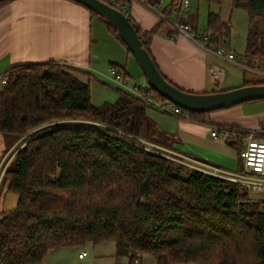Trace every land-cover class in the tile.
Listing matches in <instances>:
<instances>
[{
  "label": "trees",
  "instance_id": "obj_1",
  "mask_svg": "<svg viewBox=\"0 0 264 264\" xmlns=\"http://www.w3.org/2000/svg\"><path fill=\"white\" fill-rule=\"evenodd\" d=\"M12 1L0 2V9ZM207 1L217 7L229 2L248 13L252 25L243 58L249 68H262L264 0ZM75 3L100 18L127 49L104 17ZM117 5L112 7L128 17L154 60L150 47L157 28L143 32ZM229 23L210 14V44L216 47L228 35ZM78 75L84 74L55 62L20 64L6 73L0 133L8 150L21 146L3 176L18 203L0 217V264H40L52 251L107 241L115 243L116 257L132 264L144 257L155 264H264V200L206 171L184 172L147 149L143 142L156 141L144 101L118 88L115 103L95 106L90 84ZM252 85H264V79L243 86ZM180 110L165 114L196 122L210 114ZM224 127L237 131L227 143L240 155L249 132Z\"/></svg>",
  "mask_w": 264,
  "mask_h": 264
},
{
  "label": "crops",
  "instance_id": "obj_2",
  "mask_svg": "<svg viewBox=\"0 0 264 264\" xmlns=\"http://www.w3.org/2000/svg\"><path fill=\"white\" fill-rule=\"evenodd\" d=\"M149 2L167 6L172 5L173 0ZM193 2L186 17H179L174 12H169V15L201 36L207 29L200 26L199 9L195 10ZM126 7L143 32L157 28L150 50L160 72L170 82L193 93L223 91L221 85L227 73L221 62L227 61L179 36L141 0H130ZM223 41L222 38L219 40L217 50H222ZM49 62L80 70L84 75L78 77L83 83H89L90 86L95 83L102 89L101 93L112 94H107L111 96L106 99L109 104L117 100V89H124L113 81L111 66H117L126 75L130 85L146 84L141 68L124 45L110 33L100 18L77 3L69 0H15L3 6L0 9V79L16 65ZM219 71L222 72L221 81L217 76ZM134 75L139 83L134 81ZM257 103L255 105L262 102ZM246 107L243 104L212 112L205 117L204 122L187 117L178 119L158 110H147L149 120L156 125L151 133L156 141L153 145L167 148L205 168H222L221 165L237 167L240 162L239 151L227 141L214 138L212 132L223 126H237L262 134L264 109L246 111ZM10 153L0 133V168L6 165ZM64 249L55 251L60 253ZM146 258L147 264L155 261ZM135 263L142 264V258Z\"/></svg>",
  "mask_w": 264,
  "mask_h": 264
},
{
  "label": "rangeland",
  "instance_id": "obj_3",
  "mask_svg": "<svg viewBox=\"0 0 264 264\" xmlns=\"http://www.w3.org/2000/svg\"><path fill=\"white\" fill-rule=\"evenodd\" d=\"M193 1H194L193 7L195 8V10L199 9V23L202 28L204 29L208 28V19H209L210 14H219L222 21L230 22L229 23L230 24L229 33L228 35H226V37L222 38L224 39L223 43L225 45L223 44L221 46L222 48L221 52L234 53L239 58L243 57V53L246 49L247 40L250 34V27L252 25V23L250 22V17L248 13L244 10L232 9L229 2H224L221 7H217V6L210 5L207 0H193ZM255 22L258 23V26L260 29L263 28L262 21L259 20ZM221 65L224 68L225 72L227 73V77L225 78L224 83L221 85L223 91L240 88L245 84L246 81L257 83L259 82V80L264 79L263 76L261 75H258L252 72H245L242 69H240L238 66H235L230 63L221 62ZM259 70L264 72V66H262V68H259ZM134 79H135L134 81L139 83V80L136 76L134 77ZM100 90L102 89H100L95 83H92L91 85L92 103L95 106L105 105L107 103L106 99L111 97L110 95H107V94H111L110 92H107V94H104V93H101ZM263 101L264 100L244 103L247 105L246 111L264 109ZM115 102L116 100H114L112 103H115ZM256 102H258L259 104L260 102L262 103L260 105H255ZM154 127H156V125L153 123L152 120H149V129L151 133H153ZM151 139H152V135H151ZM143 144H145L147 149L158 151L164 156L171 158L177 165L183 166L182 168L184 172H187L193 169L205 170L207 172H209L210 170L209 168L202 167L198 163H194V162H190L186 160L185 158L181 157L179 154L177 155L175 152H172L171 150H168L167 148H163L158 145H153V143L150 141L143 142ZM20 146L21 144L20 142H18L12 148H10L9 149V151H11L10 154L14 155L18 151ZM240 162L238 161L237 167L233 165H221L220 164L222 168H218V169L224 172H227V173H235V172L241 171L242 162L241 163ZM6 165L4 164V166ZM1 170L2 168H0V171ZM2 172L0 174H2ZM6 185H7V182L3 181V176L1 177L0 175V217L3 212L14 210L17 207V203H18V196L12 192H9L5 188ZM252 196L258 199L264 198V194H252ZM79 251L81 252L85 251L86 253H88L85 260L81 261L79 259L78 257ZM98 253H102V254L98 255ZM147 260L148 259L146 257L142 258V264H147ZM40 264H132V263H130L128 259L116 257L115 243L113 241H107V242H101L98 244H91L90 247H87V248L86 247L85 248H66L62 250L60 253L53 251ZM133 264H136V263H133ZM153 264H155V261Z\"/></svg>",
  "mask_w": 264,
  "mask_h": 264
},
{
  "label": "built area",
  "instance_id": "obj_4",
  "mask_svg": "<svg viewBox=\"0 0 264 264\" xmlns=\"http://www.w3.org/2000/svg\"><path fill=\"white\" fill-rule=\"evenodd\" d=\"M102 2L113 6L117 5L118 0H101ZM149 9L158 15L161 22L166 23L173 31L177 32L179 36L185 37L195 44L205 48L208 52L215 53L218 57L227 61L230 64L238 66L245 72H252L264 77V72L259 69L249 68L243 57L239 58L234 53H223L221 50L210 44L213 33L210 30H206L201 36L194 31L188 25L182 24L177 20L171 19L169 12L176 13L179 17H186L189 12L191 0H181L175 6L172 5H161L158 3H152L148 0H141ZM118 6V5H117ZM119 9H125L122 5L118 6ZM110 73L113 77V81L119 84L126 91L135 95L137 98L144 101L147 110H158L162 113L179 114L181 112L180 107L175 105L169 99L164 98L160 95L151 94L147 85H130L124 74L118 70L115 66L110 67ZM218 79L222 80V72H218ZM8 83V78L6 76L0 79V93L5 89ZM249 134L243 139L242 149L240 151V159L242 162L241 171L235 173H227L218 168H210L209 172L212 175L221 177L230 182L240 184L244 189H246L252 196V194H264V135L248 131ZM214 138H220L227 141L230 138L237 136V131L230 128L224 127L220 129H215L212 132ZM15 155V154H14ZM14 155H11L8 159L6 166L2 168L1 177L4 176L6 168L8 167L11 159ZM207 172V171H206ZM257 201H263L262 199H256ZM86 252L82 251L79 254V259H84L86 257Z\"/></svg>",
  "mask_w": 264,
  "mask_h": 264
},
{
  "label": "water",
  "instance_id": "obj_5",
  "mask_svg": "<svg viewBox=\"0 0 264 264\" xmlns=\"http://www.w3.org/2000/svg\"><path fill=\"white\" fill-rule=\"evenodd\" d=\"M8 1V0H0ZM104 17L118 32L128 51L140 66L148 85L160 96L169 99L183 110L211 113L247 102L264 100V85L242 86L214 93H190L170 84L162 76L154 60L139 38L134 26L120 10L101 0H73Z\"/></svg>",
  "mask_w": 264,
  "mask_h": 264
}]
</instances>
